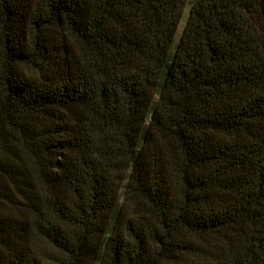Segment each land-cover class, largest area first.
<instances>
[{
	"label": "trees",
	"instance_id": "obj_1",
	"mask_svg": "<svg viewBox=\"0 0 264 264\" xmlns=\"http://www.w3.org/2000/svg\"><path fill=\"white\" fill-rule=\"evenodd\" d=\"M0 0V264H264V0Z\"/></svg>",
	"mask_w": 264,
	"mask_h": 264
},
{
	"label": "rangeland",
	"instance_id": "obj_2",
	"mask_svg": "<svg viewBox=\"0 0 264 264\" xmlns=\"http://www.w3.org/2000/svg\"><path fill=\"white\" fill-rule=\"evenodd\" d=\"M189 4H190V0H186V2L184 3V5L182 6V13L181 16L179 18V21L177 23L176 26V31H175V35H174V43L177 41L181 28L183 26V23L185 22L187 13H188V9H189Z\"/></svg>",
	"mask_w": 264,
	"mask_h": 264
}]
</instances>
